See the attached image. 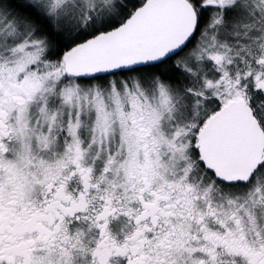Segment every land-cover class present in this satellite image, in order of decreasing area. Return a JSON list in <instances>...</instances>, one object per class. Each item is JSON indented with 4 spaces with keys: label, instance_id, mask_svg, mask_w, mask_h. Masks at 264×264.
I'll return each instance as SVG.
<instances>
[{
    "label": "snow or ice",
    "instance_id": "1",
    "mask_svg": "<svg viewBox=\"0 0 264 264\" xmlns=\"http://www.w3.org/2000/svg\"><path fill=\"white\" fill-rule=\"evenodd\" d=\"M0 264H264V0H0Z\"/></svg>",
    "mask_w": 264,
    "mask_h": 264
}]
</instances>
